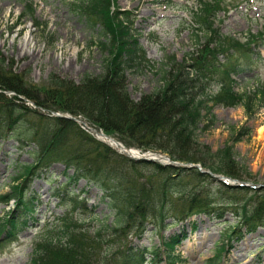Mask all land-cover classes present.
Returning <instances> with one entry per match:
<instances>
[{
  "label": "rangeland",
  "instance_id": "1",
  "mask_svg": "<svg viewBox=\"0 0 264 264\" xmlns=\"http://www.w3.org/2000/svg\"><path fill=\"white\" fill-rule=\"evenodd\" d=\"M86 4V0H0V57L5 59L6 70L16 74L17 81L24 86H41L49 80L51 74L58 75L59 79L78 83L86 74L96 75L103 72L109 57V51L101 44L105 41V35L99 24L93 25L86 18L83 12ZM117 5L125 12L123 16L128 18V24L140 34L141 44L150 59V63L143 70L127 72V89L133 99L140 100L144 95L158 93L165 86V76L171 79V72L181 68V63H193L191 58H200V53L195 51L194 56L186 59L187 53L190 54L198 44L195 26L199 24L189 12L198 6V0H118ZM221 5L222 10L217 12L215 27L223 34L238 39L240 46L237 51H231L240 57L239 63H247V59L253 57L251 59L254 66L250 64L243 72L233 77L237 81L236 91L251 95L253 90L260 88L264 94V0H223ZM249 34L256 35L255 39L249 37ZM26 40L27 45L22 47ZM205 41L202 37L201 42ZM246 47L252 48L243 56L242 51ZM257 51L261 55L260 60H257L255 55ZM227 57V54L220 53L217 59L226 66ZM233 62L230 61L229 64ZM209 69L207 75L212 80L207 79L206 83L209 84V93H216L219 89L216 82H219L220 70ZM204 82L205 79L202 84ZM10 92L6 96L14 95L13 91ZM21 97L23 99L15 100L18 104L28 105L42 113L33 115V111L29 112L15 130L9 129L8 126L0 127V229L6 225L7 215L16 203L15 199L2 201L1 195L13 193L12 188L22 184L19 175L23 173L26 164L36 166L34 175L26 182L25 190L27 196L34 194L38 222L36 225L26 226L16 242L0 250V264H31L33 249L41 232L67 209L81 221H78L82 225L80 229L87 234L82 238L85 248L95 247V250L91 251L96 264H119L122 262V249L127 251L130 245L136 244L149 247L162 245V236L180 232L184 227L189 236L176 246V253L180 254L181 258L177 264H210L211 259L219 253V264H264V222L258 224L262 218H254L257 230L251 234L253 240L248 244L243 242L250 234H246L242 226L235 235L242 236L240 241L230 237L227 239L222 233L230 226L232 228V223L242 220L239 219L240 210L236 212L237 208L246 205L252 210L250 214L257 217V212L261 211L260 208L264 205V98L252 107L243 104L236 106L210 103L216 121L209 129L197 132L201 144L197 150L208 146L211 153L216 154L219 149L234 145L232 158L239 164L236 165V170L241 176V182L251 187V190L229 192L212 178H205L203 181L185 179L180 185L184 192L197 191L199 195L206 197L211 191L210 197L215 201L218 210L211 214L192 216L186 223L178 222L171 215L166 220L168 225L161 227L157 232L154 230L155 223L152 222L142 237H138L134 232L129 235L124 232L127 238L114 243L112 238L116 237L115 230H106V224H111L114 218L101 200L100 187L94 182L83 178L74 182L68 190L71 194L82 195L86 200L84 209L74 211L72 206L66 207L63 204L64 200L70 202V196L63 193V185L68 181V176L75 172L74 167L67 170L64 161H72L77 165L105 162L108 154L103 144L110 151L115 150L127 156L99 139L88 126L74 120L77 124L71 134L80 133L79 126L88 134L78 139L68 137L70 142L65 145L67 155L64 158L54 156L57 160L50 164L40 161V152H33L38 148L35 142L28 144L26 141H20L19 137H23L20 132L30 120L39 122L47 117L46 120L49 121L48 116L53 115V112L45 107L38 108L33 100ZM209 122L205 119L201 126ZM89 124L100 130L91 122ZM115 139L118 140L117 137ZM131 147L146 151L137 146ZM111 153L109 161L115 162L116 156ZM75 156L78 161L73 160ZM120 165L126 166L134 178L138 177L144 183L148 176L150 182L146 183L147 188L155 189L161 180L160 176L151 175L154 172L153 166L144 171L126 161ZM198 165L200 171L202 168L206 170L201 164ZM138 172L144 175L139 177ZM203 183L206 186H203ZM181 197L172 195L168 199L169 206L174 207V212L183 210L185 201ZM218 212L223 214L221 218L218 217ZM189 221L196 222L195 229ZM108 243H113V254L104 258L102 252ZM221 244L225 245L223 249V246L219 248ZM95 254L98 256H94ZM162 257L163 260L157 259L154 264H167L164 253Z\"/></svg>",
  "mask_w": 264,
  "mask_h": 264
},
{
  "label": "trees",
  "instance_id": "2",
  "mask_svg": "<svg viewBox=\"0 0 264 264\" xmlns=\"http://www.w3.org/2000/svg\"><path fill=\"white\" fill-rule=\"evenodd\" d=\"M222 1L198 0V6L189 10L194 21L199 24L195 26L198 44L190 54L187 53L186 59L194 56L195 51L197 54L200 53V58L194 60L191 58L193 63L189 61L185 64L181 63V68L171 72V79L165 76V86L158 93L144 95L140 100H135L127 89V72L141 71L150 63L146 50L141 44V36L128 24V18L123 16L125 12L117 5L118 0H86L87 4L83 12L91 24L101 26V31L105 35V41L101 44L109 51L103 72L96 75L86 74L78 83L69 79H59L58 75L51 74L49 80L41 86H24L17 81L16 74L6 70L5 59L0 57V89H2L0 127L8 126L9 129L15 130L21 119L29 112L33 111V115L37 112L42 113L38 109L20 105L15 101L21 99L20 95H24L32 99L38 108L41 106L50 111L82 115L128 146H137L144 150H161L175 160L201 163L215 173L241 178L236 170V165L239 164L232 158L234 145L219 149L216 154L211 153L208 146L197 150L201 145L197 132L209 129L216 121L212 105L243 104L252 107L264 98L260 88L253 90L251 95L236 91V80L233 77L250 64L254 66L251 59L253 57L250 56L247 63H239L240 57L231 51V49L237 51L240 46L238 39L223 34L215 27L217 12L222 10ZM202 37L206 40L203 43ZM249 49V47L244 48L243 56L247 55ZM220 53L228 56L226 66L217 59ZM256 55L257 60H260L259 52H256ZM230 61L234 62L229 64ZM209 68L220 70L219 82H216L219 89L216 93H209V84L206 83L207 79L212 80L207 75ZM204 79L205 82L202 84ZM6 90H13L17 94L8 97L4 93ZM46 119L39 122L30 120L21 130L20 135L23 137H19V140L28 144L35 142L38 148L34 149V154L40 152V161L50 164L53 160H57L54 156L64 158L67 155L65 145L70 142L68 137L83 138L87 132L78 125L80 133L72 135L71 132L75 130L74 126L77 124L73 120L54 115L48 116L49 121ZM205 119L210 122L201 126ZM103 146L108 155L105 157L106 161L100 164L77 165L72 161H64L67 164L66 169L74 167L75 172L68 176V181L63 185L65 187L63 193L70 196V202L64 200L63 204L66 207L72 206L74 211L84 209L86 200L81 197L82 195L71 194L68 190L74 182L83 178L94 182L100 187L101 200L107 205L109 214L114 218L111 224H106L108 227L106 230L111 228L115 230L116 237L112 238L114 243L127 238L124 232H127V235L134 232L141 237L152 222L155 223L154 230L157 232L161 227L168 225L166 220L171 215L180 222L186 221L193 215L211 214L218 210L215 201L210 197L211 191L206 197L199 195L197 191L184 192L180 185L185 179L203 181L205 178H212L229 192L251 190V187L247 186L227 185L196 167L183 168L146 160L136 161L115 150L110 151L105 144ZM110 152L116 156L115 162L109 161ZM73 160L78 161V157H73ZM124 161L139 166L137 168L144 171L153 166L154 172L151 175L161 177L158 186L155 189L147 188L149 177L146 176V183L138 177L134 178L126 166L120 165ZM35 167V164H26L23 173L19 175L22 184L15 185L12 188L13 193L1 195L2 201L15 199L16 203L7 215V224L0 229V233H4L0 238V250L16 242L26 226L36 225L38 222L34 194L27 196L25 190L26 182L34 175ZM138 175L140 177L144 174L138 172ZM203 184L206 186L205 183ZM172 195L182 196L185 201L182 211L174 212V207L169 206L168 199ZM263 208L264 205L261 206V211L257 212V217L250 214L252 210L246 205L237 208L236 212L240 210L239 219L242 220L232 223V228L230 226L222 231L223 236L227 239L230 237L233 240H240L241 235L235 236L237 230L240 231V226L246 228L247 232L255 231L257 225L255 226L254 218L264 219ZM222 216L223 214L218 212V217ZM262 219L258 224L264 222ZM78 221L81 222L67 209L55 222L47 224L46 230L41 232L37 239L39 241L34 246L31 264H96L91 251L95 250V247L85 248L82 238L87 234L80 229L82 225ZM191 224L196 228L195 222ZM187 236L188 233L184 228L181 232L162 236V245L159 246L130 245L127 251L122 249V262L119 264H154L157 259L163 260V253L167 264H177L181 258L180 254L176 253V246ZM112 245L113 243H108L104 248L102 252L104 258L113 254ZM223 245L221 244L219 248ZM220 257L219 253L217 257L211 259L210 264H219Z\"/></svg>",
  "mask_w": 264,
  "mask_h": 264
},
{
  "label": "water",
  "instance_id": "3",
  "mask_svg": "<svg viewBox=\"0 0 264 264\" xmlns=\"http://www.w3.org/2000/svg\"><path fill=\"white\" fill-rule=\"evenodd\" d=\"M65 117L73 118L72 116H67V115H65ZM82 121L85 122L84 120H82ZM92 131L97 132V129L92 128ZM100 134H101V136L102 135L107 136L103 131H101ZM108 137H110V136H108ZM110 139H112L116 143V145L120 148L121 153H124L126 156H128L132 159H135V160H148V161L160 162L164 165H171V166H176V167H180V166L199 167V165H197V164H193V163H187L186 164L183 162L173 160L168 155H164V154H160V153H144V154L138 153V155L131 154L132 148L126 147L121 142H119L118 140H116L112 137H110ZM202 171L211 173V171L204 170L203 168H202ZM214 176L218 177L219 179H223V176H219V175H214Z\"/></svg>",
  "mask_w": 264,
  "mask_h": 264
},
{
  "label": "bare ground",
  "instance_id": "4",
  "mask_svg": "<svg viewBox=\"0 0 264 264\" xmlns=\"http://www.w3.org/2000/svg\"><path fill=\"white\" fill-rule=\"evenodd\" d=\"M26 45H27V40L25 41V43L23 44L22 47H25ZM101 138L104 139L105 141H107L108 143H111V144L115 145V143L112 140H110L108 137L102 136ZM131 154H138V151H136L135 149H133L131 151ZM252 240H253V235H251V234L250 235H247V237L245 238L243 244H248Z\"/></svg>",
  "mask_w": 264,
  "mask_h": 264
}]
</instances>
